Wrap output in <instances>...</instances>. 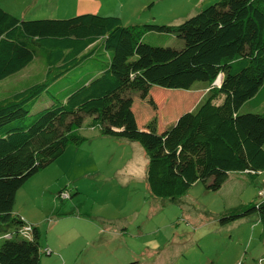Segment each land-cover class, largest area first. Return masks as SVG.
Returning <instances> with one entry per match:
<instances>
[{"label":"trees","instance_id":"1","mask_svg":"<svg viewBox=\"0 0 264 264\" xmlns=\"http://www.w3.org/2000/svg\"><path fill=\"white\" fill-rule=\"evenodd\" d=\"M152 31L175 35L182 47L146 44ZM37 57L43 81L0 100V264H40L39 228L13 213L16 193L69 145L85 141L78 132L85 118L102 135L144 146L146 182L157 198L176 200L195 183L217 191L231 172L254 179L264 171V109L250 111L264 100V0H213L177 24L124 25L89 12L25 20L0 6V81ZM79 67L86 68L67 95L48 93ZM195 82L205 84L195 109L161 133L153 123L136 126L135 96L154 105L152 86L190 91ZM44 92L52 103L32 114ZM257 198L220 223L254 212L264 235V193Z\"/></svg>","mask_w":264,"mask_h":264},{"label":"rangeland","instance_id":"2","mask_svg":"<svg viewBox=\"0 0 264 264\" xmlns=\"http://www.w3.org/2000/svg\"><path fill=\"white\" fill-rule=\"evenodd\" d=\"M212 1L0 0V6L25 20L89 12L117 16L124 25L177 24ZM144 42L182 47V41L167 32H148ZM85 68L72 70L66 79L50 85L48 93L63 98ZM44 70L42 58L37 57L19 74L1 80L0 100L42 82ZM220 82L219 76L212 85L218 87ZM204 87L201 82L190 91L152 86L154 105L135 96L132 120L140 130L153 123L161 133L177 115L195 109ZM48 93L40 96L32 114L52 103ZM246 109L243 106L240 112ZM154 117L156 122L147 124ZM89 124L90 118H85L78 131L85 137L81 145H69L16 193L13 213L39 228L40 264H264L263 225L256 213L219 221L231 209L259 200L264 172L254 179L231 172L217 191L195 183L176 200L157 198L146 182L144 146L125 137L102 135Z\"/></svg>","mask_w":264,"mask_h":264},{"label":"crops","instance_id":"3","mask_svg":"<svg viewBox=\"0 0 264 264\" xmlns=\"http://www.w3.org/2000/svg\"><path fill=\"white\" fill-rule=\"evenodd\" d=\"M262 108V109H261ZM257 109L263 110L264 109V100L259 103ZM264 172V171H263ZM262 173V172H261Z\"/></svg>","mask_w":264,"mask_h":264},{"label":"built area","instance_id":"4","mask_svg":"<svg viewBox=\"0 0 264 264\" xmlns=\"http://www.w3.org/2000/svg\"><path fill=\"white\" fill-rule=\"evenodd\" d=\"M258 196H259V197H263V194L260 193V194H258ZM262 200H263V202H264V199H262Z\"/></svg>","mask_w":264,"mask_h":264},{"label":"water","instance_id":"5","mask_svg":"<svg viewBox=\"0 0 264 264\" xmlns=\"http://www.w3.org/2000/svg\"><path fill=\"white\" fill-rule=\"evenodd\" d=\"M214 84V83H213Z\"/></svg>","mask_w":264,"mask_h":264}]
</instances>
